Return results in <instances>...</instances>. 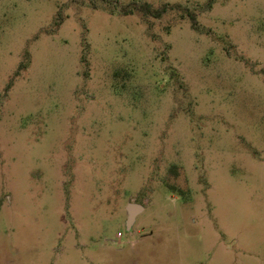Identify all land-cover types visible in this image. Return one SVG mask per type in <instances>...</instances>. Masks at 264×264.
Returning a JSON list of instances; mask_svg holds the SVG:
<instances>
[{
	"label": "rangeland",
	"instance_id": "374dc122",
	"mask_svg": "<svg viewBox=\"0 0 264 264\" xmlns=\"http://www.w3.org/2000/svg\"><path fill=\"white\" fill-rule=\"evenodd\" d=\"M207 3L0 0V264H264V0Z\"/></svg>",
	"mask_w": 264,
	"mask_h": 264
},
{
	"label": "trees",
	"instance_id": "16d2710c",
	"mask_svg": "<svg viewBox=\"0 0 264 264\" xmlns=\"http://www.w3.org/2000/svg\"><path fill=\"white\" fill-rule=\"evenodd\" d=\"M214 0H208V3L206 5L207 8H211L212 7V4H213ZM167 8H171V9H175V10H178V11H183L185 12L189 17H190V20L192 22V26L194 28L197 27V19H196V16L193 12L190 11L189 8H185L183 7L182 5L180 4H176V5H164L163 7L161 8H158V9H155L152 7L151 4L149 3H145L139 7L136 8L137 11L145 14V15H150L156 19H159L162 17V15L167 12Z\"/></svg>",
	"mask_w": 264,
	"mask_h": 264
},
{
	"label": "water",
	"instance_id": "95a60500",
	"mask_svg": "<svg viewBox=\"0 0 264 264\" xmlns=\"http://www.w3.org/2000/svg\"><path fill=\"white\" fill-rule=\"evenodd\" d=\"M144 210V206L142 204L138 203H129L127 206V213H128V219H127V229L131 230L133 225L135 224L137 216L142 213Z\"/></svg>",
	"mask_w": 264,
	"mask_h": 264
}]
</instances>
